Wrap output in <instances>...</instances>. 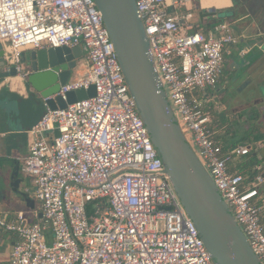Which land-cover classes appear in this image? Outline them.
Segmentation results:
<instances>
[{"label": "built area", "instance_id": "1", "mask_svg": "<svg viewBox=\"0 0 264 264\" xmlns=\"http://www.w3.org/2000/svg\"><path fill=\"white\" fill-rule=\"evenodd\" d=\"M186 1L135 0L148 55L183 132L264 264V187L229 172L261 145L223 151L205 109L238 38L225 22L208 34L185 32L188 17L168 9ZM61 47L84 48L88 65L43 99L45 112L28 131L24 171L41 218L0 215V229L16 237L7 264H215L164 173L94 0H0L5 66L26 79L25 51ZM91 86L93 98L64 109L46 104ZM253 181L264 186L262 175Z\"/></svg>", "mask_w": 264, "mask_h": 264}, {"label": "water", "instance_id": "2", "mask_svg": "<svg viewBox=\"0 0 264 264\" xmlns=\"http://www.w3.org/2000/svg\"><path fill=\"white\" fill-rule=\"evenodd\" d=\"M94 2L113 43L129 94L162 161L164 173L206 250L215 264H260L190 138L183 132L182 124L155 74L148 55L149 42L137 16L135 0ZM83 51L82 47L33 50L26 57L28 75L23 85L26 96L6 87L0 88V144L1 150H5L6 160H14L11 156L13 148L22 154L25 152L28 131L38 124L45 112L43 99L65 85L78 60L83 57ZM2 53L0 51V85L6 79L17 77L16 71L1 61ZM94 96L95 89L91 86L87 91L68 93L66 101L56 98L46 104L51 110L64 109L76 101ZM261 169L260 165L256 167L257 172ZM10 188L18 196L25 195L20 192L17 181L11 183Z\"/></svg>", "mask_w": 264, "mask_h": 264}, {"label": "crops", "instance_id": "3", "mask_svg": "<svg viewBox=\"0 0 264 264\" xmlns=\"http://www.w3.org/2000/svg\"><path fill=\"white\" fill-rule=\"evenodd\" d=\"M204 2L211 4L208 6L204 4ZM237 2L241 5L235 6L233 0H187L183 5L176 9L169 8L168 12L170 14L175 13L179 17H188V20L182 21V25L186 27L184 28L185 32L191 33L198 31L203 34L210 33L216 24L221 23L218 22L220 18V16H218L219 11L221 12L234 9L239 15L236 20H229L226 15L223 19V22L229 25V29L231 24H234L240 32L239 35H234L230 30L234 36L240 39L235 46L231 47V50L227 55L230 56L232 51L234 53L237 52L241 58L251 57L250 60L246 62V65L243 66V70L245 71L244 74L247 78L242 82L247 83L245 85L247 89L253 90V92L250 93V97H253V101L246 100L242 103H234L233 101L230 102L227 100V103L229 104H224L222 99H224V96H226L228 92H226L227 89L224 87L225 77L222 75L217 86L215 88H209L212 93H210L208 91L209 89H207V94H210V98H208L210 105L207 112L211 117V129L214 133V140L221 148H223V150L229 151L235 146L253 145L256 147L259 144L261 145L258 150L253 151L249 156L233 161L229 165V172L241 174L246 173L242 176H245L246 178L249 177L250 175L247 176V172L250 170V172L254 171L256 173V166H246L245 163L248 158L257 156L261 159L260 166L262 167L261 171L257 172V174L264 177V134H259L258 136L255 134H247L246 130L237 131L231 128V126H226L223 122V119H230L232 115H236L235 110L238 108L240 111H243L246 108L248 109L253 106L249 110V114L253 113V116L255 117L257 116V110H255V108L259 106L263 112L264 123V92L261 94L258 89L259 86H263L264 91V0H251V3L255 6L257 4L259 5L256 7L257 9L255 8L257 14H253L249 11L250 6L249 3H246V0H237ZM252 48L256 50L255 53L252 52ZM243 50L246 51L245 55H241V51ZM30 52L31 51L29 50L23 53L24 71L22 76L28 75L25 56H28ZM87 65L88 62L86 53L83 51V57L78 60L77 68L74 74L76 76L73 78L83 75ZM19 77L21 82L25 81V79L21 76ZM6 81L7 79L5 82ZM3 84L0 85V88L6 87ZM19 94H21V96H26L24 92H19ZM229 110H231V113H228ZM246 111L248 114V110ZM243 118L244 116L240 115V120H244ZM259 119L260 117L257 116L256 121H259ZM232 123L233 120L231 119L230 125ZM30 141L31 137L28 136L27 147L23 154L15 148L11 150V156L14 160H6L7 156L5 155V150H1L0 215L12 217L16 213L22 212L29 222H38L41 218L40 206L34 197V186L32 180L24 171L25 157L28 153ZM15 167L18 169L15 170ZM249 179L250 177L247 181ZM16 181L18 182L20 192L25 194L24 196H18L12 192V188H10L11 183ZM15 241L16 237L13 234L6 233L0 229V264H7Z\"/></svg>", "mask_w": 264, "mask_h": 264}, {"label": "rangeland", "instance_id": "4", "mask_svg": "<svg viewBox=\"0 0 264 264\" xmlns=\"http://www.w3.org/2000/svg\"><path fill=\"white\" fill-rule=\"evenodd\" d=\"M247 2L246 3H249V6H250V9L249 11L253 14H257L256 13V10L255 8L258 7L259 5L257 4L256 6L254 4L251 3V0H246ZM257 9V8H256ZM264 9V7H263ZM230 30L232 31V33L234 35H239V31L237 29V26L234 25V24H231L230 26ZM240 38H238L239 40ZM253 49V50H252ZM252 52L255 53L256 50L254 48H252ZM85 52V51H84ZM27 57V55L25 56V58ZM226 57V62L224 64V68H223V74L224 77H225V83H224V87L227 89L226 92L227 95L224 96V99H222V101L224 102V104H229L227 103V100L228 101H233L234 103H242V102H245L246 100H251L253 101V97H250V93L253 92V90H250V89H247L246 88V84L247 83H244L242 82L244 79H246V75L244 74L245 71L243 70V66L246 65V62L248 60H250L251 57H247V58H241L238 53H234L231 51V54L230 56L229 55H225ZM22 60L23 57H22ZM77 68V66H76ZM76 68L72 71V74H71V79L73 77H75L76 75L75 74V71H76ZM26 81H23V85L25 84ZM4 83H6L4 81ZM217 89V88H216ZM259 92L261 94H263V86H259ZM211 89H209L208 91L210 93H212L210 91ZM258 96V95H256ZM255 96V97H256ZM206 98H210V94H206ZM223 98V97H222ZM247 101V102H248ZM209 105H210V102L206 103V106H205V109L206 110H209ZM227 106V105H226ZM240 107V106H239ZM253 106H251L250 108H246L245 110L243 111H240L239 108L237 110H235V114L236 115H232V117L230 119H223V122L224 124H226V126H231V128L239 131V130H246L247 134H255V135H259V134H264V123H263V112H262V109H260L259 106H257L255 108L256 111V114L258 117H260L259 121H256V117L257 116H253L254 114L251 113L249 114V110L252 108ZM264 107V106H263ZM248 110V114H247V111ZM231 110L228 111V113H231L230 112ZM246 111V112H245ZM246 114H247V117H246ZM240 115L241 116H244V120H240ZM233 120V123L230 125V120ZM187 134V137H189V134ZM253 163H254V166H259L261 164V159L257 156L253 157ZM256 175H254L251 179H249L247 182L249 184L253 183L254 186L258 189H261L262 187L264 186H258L255 181H253L254 177L257 176V175H260V174H257V172L255 173ZM50 230H48V234H49ZM50 235V234H49Z\"/></svg>", "mask_w": 264, "mask_h": 264}, {"label": "trees", "instance_id": "5", "mask_svg": "<svg viewBox=\"0 0 264 264\" xmlns=\"http://www.w3.org/2000/svg\"><path fill=\"white\" fill-rule=\"evenodd\" d=\"M234 1V3H235V6H239V5H241L239 2H237V0H233ZM225 15H226V17H227V19H229V20H236V19H238V17H239V15L237 14V12L234 10V9H231V10H225V11H219L218 12V16H220V18H219V20H218V22H223V19H224V17H225ZM223 151H227V150H223ZM245 165L246 166H253L254 165V163H253V157H250V158H248V160L246 161V163H245ZM248 173V175L247 176H249L250 177V179H251V177H253L254 176V174H255V172L254 171H251L250 172V170L247 172ZM237 174H240V175H244V174H246V173H237ZM243 177H245V176H243ZM249 177H245L246 179H248Z\"/></svg>", "mask_w": 264, "mask_h": 264}, {"label": "bare ground", "instance_id": "6", "mask_svg": "<svg viewBox=\"0 0 264 264\" xmlns=\"http://www.w3.org/2000/svg\"><path fill=\"white\" fill-rule=\"evenodd\" d=\"M204 4L208 5L211 4V3H207V2H204ZM219 4V3H217ZM4 86H6L9 91H15V92H23V82H21V79L20 77H14V78H9L7 79L6 83L3 84ZM23 95V94H22Z\"/></svg>", "mask_w": 264, "mask_h": 264}]
</instances>
